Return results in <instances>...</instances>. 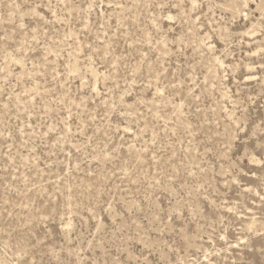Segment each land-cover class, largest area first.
Wrapping results in <instances>:
<instances>
[{
    "label": "rangeland",
    "instance_id": "1",
    "mask_svg": "<svg viewBox=\"0 0 264 264\" xmlns=\"http://www.w3.org/2000/svg\"><path fill=\"white\" fill-rule=\"evenodd\" d=\"M0 264H264V0H0Z\"/></svg>",
    "mask_w": 264,
    "mask_h": 264
}]
</instances>
